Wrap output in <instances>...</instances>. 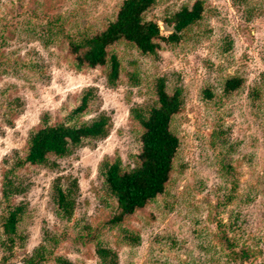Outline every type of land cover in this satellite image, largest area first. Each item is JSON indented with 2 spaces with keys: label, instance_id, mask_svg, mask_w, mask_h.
<instances>
[{
  "label": "rangeland",
  "instance_id": "rangeland-1",
  "mask_svg": "<svg viewBox=\"0 0 264 264\" xmlns=\"http://www.w3.org/2000/svg\"><path fill=\"white\" fill-rule=\"evenodd\" d=\"M120 1L0 0V188L3 158L25 148L43 116L50 122L65 118L84 88L92 86L96 94L85 117L104 110L112 121L105 138L81 144L57 158L56 165L19 170L27 185L13 200L27 203L21 225L26 237L11 264H20L32 251L46 226L65 234L55 253L74 264H103L94 241L78 235L75 223L84 219L99 227V239L117 251V264H264V0H203L204 15L187 37L165 44L156 55L115 43L122 69L113 85L103 66L78 68L63 41L17 31L30 18L54 20L71 33L99 29ZM191 1L158 0L147 16L166 34L172 27L164 14ZM231 74L244 83L227 94L222 82ZM158 75L171 82L178 76L184 88V105L172 121L180 147L164 192L123 219L122 226L139 236L128 241L118 227L104 222L110 210L101 200L98 165L104 156L119 157L124 165L133 162L138 124L130 108L152 102ZM252 89L260 92L259 99L251 97ZM60 174L79 182L69 221L60 220L49 203L50 182ZM235 220L236 226L229 227ZM225 234L233 243L230 250H243L244 259L228 260Z\"/></svg>",
  "mask_w": 264,
  "mask_h": 264
},
{
  "label": "trees",
  "instance_id": "trees-1",
  "mask_svg": "<svg viewBox=\"0 0 264 264\" xmlns=\"http://www.w3.org/2000/svg\"><path fill=\"white\" fill-rule=\"evenodd\" d=\"M157 1L121 0L114 15L105 25L91 31L71 33L64 31L62 27L57 28L58 22L54 20L34 22L31 18L20 24L17 31L26 37L44 36L48 37L45 40L63 41L78 68L103 66L106 81L113 85L120 78L122 69L121 58L112 49L115 43L125 42L142 54L156 55L165 44H177L187 37V32L204 15L203 0L184 3L162 17L172 26L165 34L157 20L147 16V12ZM129 75L133 82L139 80L135 72L130 71ZM243 83L242 76L227 75L223 79L222 90L229 94L237 91ZM152 85V102L130 108V114L138 124V149L133 162L124 165L119 157L111 159L104 156L98 165L104 190L101 200L110 210L104 222L118 227L128 241H137L139 236L122 226L123 219L164 192L180 147V137L172 126V121L185 102L183 85L178 76L171 82L166 75L156 76ZM206 94L212 96L208 90ZM250 95L259 99L260 92L252 89ZM95 96L92 86L84 88L78 103L65 118L50 122L43 116L42 123L29 132L25 148H14L10 155L3 158L0 188V264H11L16 246L22 244L26 237L21 225L27 203L13 200L15 195L25 191L27 185L19 170L32 165L52 167L56 165L57 158L70 154L81 144L101 140L109 134L112 121L106 111L100 110L85 117ZM217 138L223 141L222 136ZM78 193L79 182L76 176L60 174L52 178L49 203L60 220L69 221L73 216ZM236 224L237 220L230 222L228 226L233 228ZM75 225L79 227L80 238L94 241V252L103 264L118 263L117 251L99 239V227H94L85 219ZM63 236V231L55 232L47 226L42 228L40 242L21 258L20 264H44L48 259L55 264H74L67 256L54 252L55 245ZM224 241L228 260L244 259L243 250H230L233 243L226 234Z\"/></svg>",
  "mask_w": 264,
  "mask_h": 264
},
{
  "label": "water",
  "instance_id": "water-1",
  "mask_svg": "<svg viewBox=\"0 0 264 264\" xmlns=\"http://www.w3.org/2000/svg\"><path fill=\"white\" fill-rule=\"evenodd\" d=\"M172 27V26H171Z\"/></svg>",
  "mask_w": 264,
  "mask_h": 264
}]
</instances>
